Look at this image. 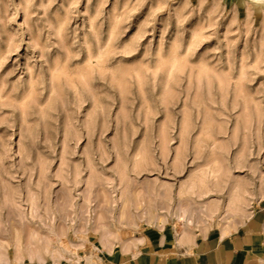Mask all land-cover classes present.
<instances>
[{
	"label": "rangeland",
	"instance_id": "374dc122",
	"mask_svg": "<svg viewBox=\"0 0 264 264\" xmlns=\"http://www.w3.org/2000/svg\"><path fill=\"white\" fill-rule=\"evenodd\" d=\"M214 170L264 177V0H0V258L121 172Z\"/></svg>",
	"mask_w": 264,
	"mask_h": 264
},
{
	"label": "crops",
	"instance_id": "0c3cea01",
	"mask_svg": "<svg viewBox=\"0 0 264 264\" xmlns=\"http://www.w3.org/2000/svg\"><path fill=\"white\" fill-rule=\"evenodd\" d=\"M220 174L176 171L167 180H138L121 172L115 190L83 189L80 217L64 225V251L46 253L33 238L1 262L264 264V177Z\"/></svg>",
	"mask_w": 264,
	"mask_h": 264
},
{
	"label": "bare ground",
	"instance_id": "6f19581e",
	"mask_svg": "<svg viewBox=\"0 0 264 264\" xmlns=\"http://www.w3.org/2000/svg\"><path fill=\"white\" fill-rule=\"evenodd\" d=\"M253 2V1H252ZM245 109V108H244ZM204 119V118H203ZM257 122V121H256ZM256 128V127H255ZM258 146L260 145L259 143L257 144ZM245 154V153H244ZM249 153H247L246 155H248ZM238 157V156H237ZM242 157H243V155H242ZM242 157L241 158H239V159H242ZM246 157V156H245ZM246 159V158H245ZM236 164H237V161H236ZM235 164V165H236ZM237 165H239L240 166V163L239 164H237ZM236 172V171H235ZM1 235V234H0ZM1 237V236H0ZM37 254V253H36ZM1 259V258H0Z\"/></svg>",
	"mask_w": 264,
	"mask_h": 264
}]
</instances>
